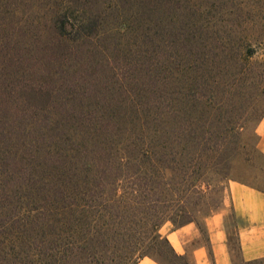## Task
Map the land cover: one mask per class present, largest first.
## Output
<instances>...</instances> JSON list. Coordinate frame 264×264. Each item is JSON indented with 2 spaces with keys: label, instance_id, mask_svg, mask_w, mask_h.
Listing matches in <instances>:
<instances>
[{
  "label": "trees",
  "instance_id": "trees-1",
  "mask_svg": "<svg viewBox=\"0 0 264 264\" xmlns=\"http://www.w3.org/2000/svg\"><path fill=\"white\" fill-rule=\"evenodd\" d=\"M17 1L0 0V28ZM30 1L38 4V22L47 20V29H37L47 46L40 69L66 66L56 55L60 48L98 50L105 35L128 41L132 33L142 52L145 33L131 29L130 19H139L150 2L156 10L166 6L102 1L104 16L111 8L123 11L124 1L134 11L116 20V29H101L94 0ZM186 31L179 47L169 45L156 91L135 72L130 90L119 79L95 103L75 94L76 75L67 93H50L44 108L8 107L0 94V264H137L143 258L165 264L162 257L187 264L160 234L162 226L200 225L196 217L222 202L211 200L214 190L234 178L245 182L235 175L239 161L254 168L244 153L239 108L240 75L253 53L241 41L210 43L202 31ZM231 68L237 72L228 83ZM40 75L45 82L55 77L49 70ZM57 81L62 85L64 77Z\"/></svg>",
  "mask_w": 264,
  "mask_h": 264
},
{
  "label": "rangeland",
  "instance_id": "rangeland-1",
  "mask_svg": "<svg viewBox=\"0 0 264 264\" xmlns=\"http://www.w3.org/2000/svg\"><path fill=\"white\" fill-rule=\"evenodd\" d=\"M97 1H93L94 18L101 23V29H116V20L129 18L134 11L132 2L124 1L123 11L115 13L116 9L111 8L104 16L101 3L108 1ZM162 1L166 4L165 8L156 10L154 3L150 2L147 11H143L139 19H130L131 29H140L137 30L138 33H145V38L141 40L144 42L142 52L134 46L137 37L132 33L128 41L126 37L105 35L100 36L96 51L86 45L78 50L72 47L60 48L62 50L56 55H63L66 66L56 63L49 65L47 69L39 68L40 59L46 55L47 46L44 47L45 41L37 31L47 29V20L41 17L38 22L37 3L30 0L17 1V11L6 16L3 21L5 24L0 28V45H3L0 46V94L6 100V106L24 104L30 108H44L52 102L50 93L68 92L66 83L73 85V81L69 82L73 75L77 76L75 94H86L83 100H92V103L96 102L93 99L98 94L114 90L119 79H125L124 88L130 90L133 86L129 84V79L135 72L146 75L147 88L156 91L163 75L162 72L156 73L167 60L169 45L179 47L182 37L187 34L186 29L202 31L200 36L210 43L241 41L253 53L240 75L243 86L239 108L242 120L245 121L241 132L244 153L250 157L254 169H248L246 164L239 161L235 175L264 190V159L253 152L256 144L253 129L256 122L264 117V0ZM17 29H22V33L18 34ZM100 51H103L102 54H99ZM210 59L213 63L212 76L214 80H219L216 64L214 65L218 58ZM48 70L55 74L53 82H45L40 75ZM235 71L237 69H229L226 76L228 83L234 79ZM60 75L64 77L62 85L57 81ZM146 86L144 85L145 88ZM201 187L205 190L213 185ZM219 187L210 195L215 203L223 198L226 185ZM203 219L202 215L196 217L198 224ZM232 249L237 256L234 239ZM162 260L165 264H176L169 257H162Z\"/></svg>",
  "mask_w": 264,
  "mask_h": 264
},
{
  "label": "crops",
  "instance_id": "crops-1",
  "mask_svg": "<svg viewBox=\"0 0 264 264\" xmlns=\"http://www.w3.org/2000/svg\"><path fill=\"white\" fill-rule=\"evenodd\" d=\"M253 133L256 151L264 159V117L256 122ZM160 234L187 264H264V190L231 179L219 208L200 225L189 223L174 228L166 223ZM137 264L157 263L143 258Z\"/></svg>",
  "mask_w": 264,
  "mask_h": 264
}]
</instances>
